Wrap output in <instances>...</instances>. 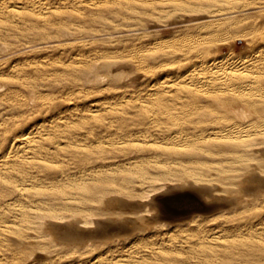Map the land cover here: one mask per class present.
<instances>
[{"label": "bare ground", "instance_id": "bare-ground-1", "mask_svg": "<svg viewBox=\"0 0 264 264\" xmlns=\"http://www.w3.org/2000/svg\"><path fill=\"white\" fill-rule=\"evenodd\" d=\"M0 264H264V0H0Z\"/></svg>", "mask_w": 264, "mask_h": 264}, {"label": "rangeland", "instance_id": "rangeland-1", "mask_svg": "<svg viewBox=\"0 0 264 264\" xmlns=\"http://www.w3.org/2000/svg\"><path fill=\"white\" fill-rule=\"evenodd\" d=\"M242 47H243V41H241L239 39L235 40L233 42L232 46H231L232 50L235 51V52H240ZM224 51H227V48H225ZM165 191H167L166 188L161 189L158 192H155L154 194H152V197H157V198L158 197H162V196L166 197L167 196V194H166L167 192H165Z\"/></svg>", "mask_w": 264, "mask_h": 264}]
</instances>
